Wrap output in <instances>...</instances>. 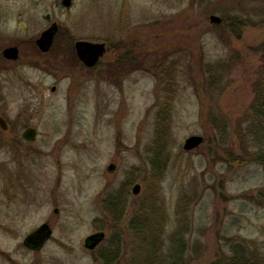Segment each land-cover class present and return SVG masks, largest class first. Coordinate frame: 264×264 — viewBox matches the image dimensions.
<instances>
[{
  "label": "rangeland",
  "instance_id": "1",
  "mask_svg": "<svg viewBox=\"0 0 264 264\" xmlns=\"http://www.w3.org/2000/svg\"><path fill=\"white\" fill-rule=\"evenodd\" d=\"M62 1L16 0L39 31L50 19L75 39L106 42L113 64L87 72L51 55L52 74L23 57L0 76V109L15 116L26 112L24 79L43 90L34 121L0 131V264H104L115 241L117 264H155L152 252L166 255L178 229L190 264H212L237 241L264 255V120L254 107L257 95L264 100L262 0L245 11L226 0ZM210 15L234 23L235 38ZM147 26L172 33L156 41L164 57L133 40ZM28 126L35 141L21 136ZM194 135L203 143L185 150ZM10 148L27 151L16 157ZM155 151L163 172L153 168ZM116 199L125 208L119 221L108 211ZM45 222L53 235L28 249L25 238ZM97 233L103 240L87 248Z\"/></svg>",
  "mask_w": 264,
  "mask_h": 264
},
{
  "label": "flooded vegetation",
  "instance_id": "2",
  "mask_svg": "<svg viewBox=\"0 0 264 264\" xmlns=\"http://www.w3.org/2000/svg\"><path fill=\"white\" fill-rule=\"evenodd\" d=\"M226 1H228L227 7L230 6L228 8L236 9V10H244V11L247 8H249L251 5L250 3H252V0L251 1L249 0H226ZM73 2L74 0H72L71 6L73 5ZM262 2H263L262 6H264V0H262ZM17 5L19 6L17 7ZM24 17H25V5L23 3L20 4L19 2V4H17L16 0H0V76L5 75V71H7L9 67L16 65L23 57H26L27 63L29 66L36 68V69L43 68L44 70L52 74H57L58 69L51 62L52 60H49V61L44 60V58L49 57L51 55H54L55 56L54 58H57L55 60L67 58L69 61L74 62L75 64L79 65L82 69H84L87 72L94 71L100 68L101 72L106 74L105 69L106 67L108 68V63H110L111 65L113 64L112 61L105 64L108 61L107 55L110 49L106 42L92 41L96 43H104L106 45V52L100 58L96 66L90 68V67H87L80 60V58L77 55L75 46H76V42L79 40H86V41H91V40L75 39L73 35H70V32L62 28L58 22L50 20V19L47 21L48 26L39 31L38 29L40 27L34 26L31 23L32 21H28L26 20L27 18L25 19ZM209 23H210V17H209ZM54 24H57L58 26L57 33L54 37L50 50L47 52H44L42 51L39 45V40L42 38L43 33L49 30ZM210 24L211 26H215V27L222 25V24H214V23H210ZM148 27L150 26H147L146 28H142V30L139 28H136V31H134L135 32L134 35H132L133 40L138 41V38L140 37L142 38L145 33H150V31L148 30ZM180 32L182 34H185L186 33L185 27L183 30H180ZM151 35L148 36V39L152 40L153 36ZM62 37L66 41L71 42V44L67 48H64L63 45L58 44V40L63 39ZM183 38L185 39V36ZM11 49L16 50L17 56H11V53H9V50ZM56 66H57V63H56ZM117 71L118 69L114 70L115 73H117ZM104 79H106V77ZM21 89H23V92H24V96H23L24 101H25L24 109H26V112H22L23 114L20 116L18 115L15 116L11 112H9L10 111L9 109H0V116L4 119L6 123V127H7L5 130L2 127H0V131L3 134L14 133V131L16 130L13 127L14 124H18L19 122H22V121L24 124L34 121V116L32 115V104H34V101H36L38 98L40 99L42 98L43 90L41 89L40 84L34 83L32 79L30 78L23 80ZM51 90L52 92H55L56 86H53ZM1 97L2 95L0 91V98ZM31 128L36 130V137H35V140H36L37 135H38V130L34 126H28L22 132L21 136L24 140H26L24 138V134L27 132L28 129H31ZM26 151H27L26 149H21V148H18V149L10 148L11 154L16 157L20 154H22L21 156L23 157L24 152ZM40 154H43V153L41 152ZM11 173L12 175L14 174L13 172ZM48 224L52 228L51 224L50 223ZM99 244L96 247H98Z\"/></svg>",
  "mask_w": 264,
  "mask_h": 264
},
{
  "label": "trees",
  "instance_id": "3",
  "mask_svg": "<svg viewBox=\"0 0 264 264\" xmlns=\"http://www.w3.org/2000/svg\"><path fill=\"white\" fill-rule=\"evenodd\" d=\"M234 21H235V19L233 20V22ZM224 25L227 27V29L229 31L228 36L230 38L234 39L235 38L234 33L236 30V29L234 30V23L231 24V23H229V20L224 19L223 24L220 26H217V27H224ZM169 34H172V33L170 31H162L161 33L159 32L158 35H154V33H152V35L150 33H145L143 35L144 39H140L141 38L140 37V38H138V42L145 43V44L149 45L148 46L149 49H151L153 51L157 50L159 52V54L162 57H164V54H162L161 51L157 49L159 47V45L156 43V41L161 36L166 38L167 35H169ZM149 35L153 36V38H152V40L149 39V41H147L145 38H148ZM263 47H264V45H263ZM151 50L149 52H152ZM131 52H133V51H130V49H129V51H127L125 54L128 55ZM133 55H134V52H133ZM133 55L127 56V58H129L131 61H133V57H132ZM165 56H166V54H165ZM163 71H165V70H163ZM260 83H262V81ZM261 97H262V95H257L256 103H255L254 107L258 112L257 115H259V117L262 120H264V100L262 99L263 97L262 98ZM162 135L159 134L157 137V141H156V144H157L156 146H158L159 148H161ZM154 154L155 155L152 157L153 168L155 171L157 170L158 172H163V170H161V168H160L161 167V161H160V158L158 157L159 153H157L155 151ZM257 159L262 164H264V147H263V149H261V153L257 156ZM259 196H260V198H262L264 196V191H261L259 193ZM108 208H109L108 211H110L112 213V215L114 216V221H119L122 217V214L125 211V208L123 211L121 201L118 199H116L115 202L110 201ZM119 247H120L119 242L115 241L114 246H113V250L111 251V249H109L108 252L101 255V258H102L104 264H117L118 263V260L120 258ZM152 247H155V246L152 245ZM150 252H152V250ZM188 252H189V249H188V243L186 241V237L183 234V231L178 229V230H176V232L172 236L171 244L169 246L168 253L166 255L159 256L158 254H156V251H154L152 253L155 257V258H153V260L155 261V264H190L191 260H190V257L188 256ZM142 264H149V263L146 260ZM212 264H264V255L260 254L256 249H253L250 246H248L247 243H245L243 241H237V242L232 243L230 253L225 255L224 258H219L218 260H216Z\"/></svg>",
  "mask_w": 264,
  "mask_h": 264
},
{
  "label": "water",
  "instance_id": "4",
  "mask_svg": "<svg viewBox=\"0 0 264 264\" xmlns=\"http://www.w3.org/2000/svg\"><path fill=\"white\" fill-rule=\"evenodd\" d=\"M63 5L67 8H70L72 4V0H63ZM210 22L214 24H221L223 19L218 15H211ZM58 26L54 24L49 30L43 33L42 38L39 40V45L42 51L47 52L50 50V47L53 43L54 37L57 33ZM76 52L80 60L87 66V67H94L100 60V58L106 52V45L104 43H96L92 41L86 40H79L76 42ZM11 56H17L16 50L11 49L9 50ZM0 127L4 130L7 128L4 119L0 116ZM36 137V130L35 129H28L27 132L24 134V138L28 141H34ZM204 141V138L199 135H194L186 139L184 144L185 150H193L196 147L200 146ZM114 165L109 167L110 170L114 169ZM141 186L136 185L134 187V194L138 195L140 193ZM56 212H58L56 210ZM53 235V230L48 223H44L35 231L30 233L24 240V245L28 248L33 250H40L44 247L46 242L51 238ZM104 238L103 233H98L93 236H90L86 239V247L89 249H95L96 246L101 242ZM94 241V242H93Z\"/></svg>",
  "mask_w": 264,
  "mask_h": 264
}]
</instances>
